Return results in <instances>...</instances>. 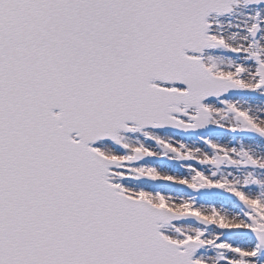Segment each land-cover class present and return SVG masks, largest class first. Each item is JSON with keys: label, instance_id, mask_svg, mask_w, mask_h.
<instances>
[{"label": "snow or ice", "instance_id": "snow-or-ice-1", "mask_svg": "<svg viewBox=\"0 0 264 264\" xmlns=\"http://www.w3.org/2000/svg\"><path fill=\"white\" fill-rule=\"evenodd\" d=\"M0 264H264V0H0Z\"/></svg>", "mask_w": 264, "mask_h": 264}]
</instances>
